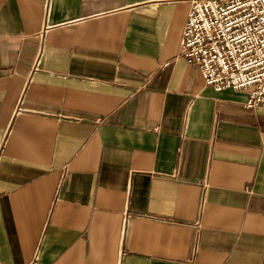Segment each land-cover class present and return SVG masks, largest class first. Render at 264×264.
Listing matches in <instances>:
<instances>
[{
	"label": "crops",
	"instance_id": "1",
	"mask_svg": "<svg viewBox=\"0 0 264 264\" xmlns=\"http://www.w3.org/2000/svg\"><path fill=\"white\" fill-rule=\"evenodd\" d=\"M188 7L0 0V264H264V106L181 55Z\"/></svg>",
	"mask_w": 264,
	"mask_h": 264
},
{
	"label": "built area",
	"instance_id": "2",
	"mask_svg": "<svg viewBox=\"0 0 264 264\" xmlns=\"http://www.w3.org/2000/svg\"><path fill=\"white\" fill-rule=\"evenodd\" d=\"M188 2L181 55L213 88L246 89L245 105L264 106V0Z\"/></svg>",
	"mask_w": 264,
	"mask_h": 264
}]
</instances>
